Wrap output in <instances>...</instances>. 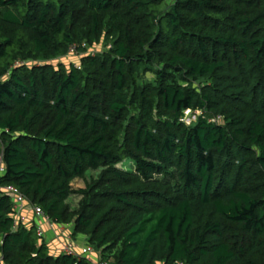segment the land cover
Wrapping results in <instances>:
<instances>
[{
  "label": "trees",
  "instance_id": "1",
  "mask_svg": "<svg viewBox=\"0 0 264 264\" xmlns=\"http://www.w3.org/2000/svg\"><path fill=\"white\" fill-rule=\"evenodd\" d=\"M0 165L93 251L0 189V264H264V0H0Z\"/></svg>",
  "mask_w": 264,
  "mask_h": 264
},
{
  "label": "built area",
  "instance_id": "2",
  "mask_svg": "<svg viewBox=\"0 0 264 264\" xmlns=\"http://www.w3.org/2000/svg\"><path fill=\"white\" fill-rule=\"evenodd\" d=\"M86 45L84 44L83 47H85ZM77 53V47H72L70 50V56H76ZM187 118L186 121L188 124H190L195 117H190V112L188 111L186 113ZM4 172V167L2 165H0V175L1 173ZM0 189H2L0 187ZM2 191H5L6 193L12 195V197L15 199V220H16V225L19 222H24V223H28L30 224L31 221H29L28 216L24 215V211L26 209V205H27V201L25 199V197L22 195V193H20L18 191V189H16L15 187L12 186H7L4 187L2 189ZM32 212L39 218H42L47 227L51 230V231H55L56 233L59 231L60 228H62L63 226L58 225L57 223H54L49 217H47L45 215V213L39 208V207H32ZM38 234L40 237H44L45 232L43 231V229L41 227H38ZM58 237V235H57ZM62 252L68 255H73L76 257L79 256H84V255H90L93 251L92 248L90 247H83L79 250H77L76 245L74 243V241H72V238L69 237L67 241L63 242L62 245ZM93 264H112L111 262H107V261H101V260H93Z\"/></svg>",
  "mask_w": 264,
  "mask_h": 264
},
{
  "label": "crops",
  "instance_id": "3",
  "mask_svg": "<svg viewBox=\"0 0 264 264\" xmlns=\"http://www.w3.org/2000/svg\"><path fill=\"white\" fill-rule=\"evenodd\" d=\"M24 215H28V219L31 222H36V224L39 225L45 232V237L46 241L50 245V249L53 254H59L62 251V245L64 241H67L69 237L72 238V233H73V227L71 226H63L62 228L59 229V231L56 233L55 231H51L45 221L42 218L37 217L33 212L32 208L26 209L24 211ZM69 231L70 235H69ZM58 235V237H57ZM77 250L83 248L86 246L85 242L86 239L84 237L79 236L78 239H73Z\"/></svg>",
  "mask_w": 264,
  "mask_h": 264
},
{
  "label": "rangeland",
  "instance_id": "4",
  "mask_svg": "<svg viewBox=\"0 0 264 264\" xmlns=\"http://www.w3.org/2000/svg\"><path fill=\"white\" fill-rule=\"evenodd\" d=\"M93 49V51H92V53L94 54H100V53H104V52H106V51H109V49H110V44H108V45H105L104 43H103V41L102 42H100V43H98V44H96V45H94V47L92 48ZM62 61H64V62H66L67 64L69 63V62H71V63H78V58L77 57H75V56H68L67 58H65V59H63ZM59 64V62L58 61H54V63H53V65H58ZM132 163H131V161H126V162H124L123 164H120L119 165V167H123V168H125V169H132ZM95 176H97V172H89L88 173V179H90L91 177H95ZM76 185L77 186H83V182L82 181H80V182H77L76 183ZM77 199H75V198H72V199H70V201H69V204L72 206V208H75L76 207V205H77ZM70 232L71 231H69V235H70ZM78 239V238H77ZM94 255H92L93 256V258H94V260H97L96 259V253H93Z\"/></svg>",
  "mask_w": 264,
  "mask_h": 264
}]
</instances>
